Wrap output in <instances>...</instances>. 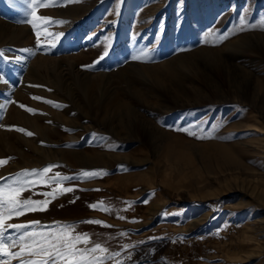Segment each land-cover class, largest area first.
Wrapping results in <instances>:
<instances>
[{
    "label": "rangeland",
    "instance_id": "rangeland-1",
    "mask_svg": "<svg viewBox=\"0 0 264 264\" xmlns=\"http://www.w3.org/2000/svg\"><path fill=\"white\" fill-rule=\"evenodd\" d=\"M30 3L0 0V188L54 167L11 250L71 225L103 264H264V0Z\"/></svg>",
    "mask_w": 264,
    "mask_h": 264
},
{
    "label": "snow or ice",
    "instance_id": "snow-or-ice-1",
    "mask_svg": "<svg viewBox=\"0 0 264 264\" xmlns=\"http://www.w3.org/2000/svg\"><path fill=\"white\" fill-rule=\"evenodd\" d=\"M47 4L43 3V0H31L30 7L32 12L30 16L33 19H29L27 22L31 23L33 27H37L35 21H49V17L36 16V10L40 7H46ZM245 21H241L243 25ZM40 33L37 32L39 37ZM48 36H55L59 38L63 34H47ZM47 38V37H46ZM223 39V37H221ZM107 55V51L100 57L103 58ZM140 57H134V59H139ZM19 59V58H17ZM34 99H42L40 97H34ZM47 103H53L52 101H46ZM59 106V105H57ZM21 107H26L21 105ZM28 111L34 112V109L27 108ZM188 131V129H183ZM19 131L25 132V129H19ZM28 135H32L31 132H27ZM193 135L195 133H192ZM7 163V160L0 159V166ZM54 167L50 165L42 170L41 178L39 181L32 180H22L18 181L19 187H8L0 188V254L11 257L13 259L20 258V264H103L104 254L107 253V249L103 248L100 244H95L91 248H81L80 245H87L89 243V237L87 234H74L73 226L65 225L60 226L56 229H46L43 231H26L19 237L20 250L18 252H13L11 250L17 244L16 240H13L11 244H6L4 242V233L7 229H27L29 224H12L7 223L13 216L23 215L29 211L36 210H46L45 205L49 203L48 200H31V199H19L20 194L26 190L30 185L41 182L45 183L44 174H47L51 168ZM102 173L92 172L83 173L85 177L98 176ZM21 175L27 176L29 173L27 170ZM68 179L67 177H61L59 173L55 176L48 177L49 181L59 184L61 181ZM72 188H63L61 191L69 192L73 191ZM46 196H54L53 192L45 193ZM92 208L100 207L104 211H109L108 208L103 206V202L91 205ZM86 223L102 224L103 221L90 220L85 221ZM30 223H39L38 221ZM100 253V255H97ZM24 257H27L25 259ZM119 264V262H117Z\"/></svg>",
    "mask_w": 264,
    "mask_h": 264
},
{
    "label": "bare ground",
    "instance_id": "bare-ground-1",
    "mask_svg": "<svg viewBox=\"0 0 264 264\" xmlns=\"http://www.w3.org/2000/svg\"><path fill=\"white\" fill-rule=\"evenodd\" d=\"M74 154H76L77 157L80 154L84 158V161H86L85 159H87V161H92L93 160L92 155L85 154V152H82V151L74 153ZM77 157H75V158H77Z\"/></svg>",
    "mask_w": 264,
    "mask_h": 264
},
{
    "label": "crops",
    "instance_id": "crops-1",
    "mask_svg": "<svg viewBox=\"0 0 264 264\" xmlns=\"http://www.w3.org/2000/svg\"><path fill=\"white\" fill-rule=\"evenodd\" d=\"M76 152H80V151H76ZM82 152H85V154H88V151H86V150H84V151H82ZM89 155V154H88ZM71 159H74V158H71ZM75 160V159H74ZM86 160V162H87V159H85ZM71 161V160H70ZM78 160L76 159L75 160V162H77ZM89 162V161H88ZM90 162H97V161H95L94 159L92 160V161H90ZM71 163H72V161H71Z\"/></svg>",
    "mask_w": 264,
    "mask_h": 264
}]
</instances>
